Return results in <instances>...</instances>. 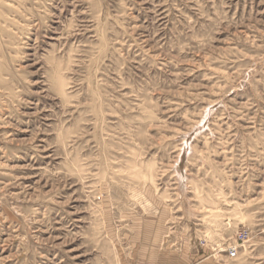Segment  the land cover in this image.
I'll use <instances>...</instances> for the list:
<instances>
[{
    "label": "rangeland",
    "instance_id": "rangeland-1",
    "mask_svg": "<svg viewBox=\"0 0 264 264\" xmlns=\"http://www.w3.org/2000/svg\"><path fill=\"white\" fill-rule=\"evenodd\" d=\"M200 262L264 264V0H0V264Z\"/></svg>",
    "mask_w": 264,
    "mask_h": 264
},
{
    "label": "built area",
    "instance_id": "built-area-1",
    "mask_svg": "<svg viewBox=\"0 0 264 264\" xmlns=\"http://www.w3.org/2000/svg\"><path fill=\"white\" fill-rule=\"evenodd\" d=\"M229 256H230V258H235V256H236L235 248H231L230 249Z\"/></svg>",
    "mask_w": 264,
    "mask_h": 264
},
{
    "label": "crops",
    "instance_id": "crops-1",
    "mask_svg": "<svg viewBox=\"0 0 264 264\" xmlns=\"http://www.w3.org/2000/svg\"><path fill=\"white\" fill-rule=\"evenodd\" d=\"M200 263H201V264H203L204 262H203V263H202V262H200ZM200 263H198V264H200Z\"/></svg>",
    "mask_w": 264,
    "mask_h": 264
}]
</instances>
